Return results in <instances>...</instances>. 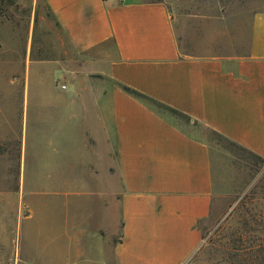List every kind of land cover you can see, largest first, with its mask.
I'll return each instance as SVG.
<instances>
[{"label":"crops","instance_id":"obj_1","mask_svg":"<svg viewBox=\"0 0 264 264\" xmlns=\"http://www.w3.org/2000/svg\"><path fill=\"white\" fill-rule=\"evenodd\" d=\"M43 1L77 58L74 63H103L104 70L94 71L110 83L96 104L100 129L88 132L101 148L94 162L108 165L117 191L105 188L94 202L75 206L85 214L78 222H65L62 236L71 235L76 264L95 244L99 264H189L202 244L204 227L222 209L216 198L236 189L219 180L202 136L182 129L124 87L264 161V10L246 16L238 54L217 57L181 52L176 19L165 1ZM72 96L67 99L74 101ZM113 204L118 233L108 239ZM13 212L2 227L8 238L0 241V250L12 226L20 233L24 223L26 238H32L28 252L65 256L59 219L51 221V229L30 231L33 210L21 204ZM7 250L20 264L17 248L14 254Z\"/></svg>","mask_w":264,"mask_h":264},{"label":"rangeland","instance_id":"obj_2","mask_svg":"<svg viewBox=\"0 0 264 264\" xmlns=\"http://www.w3.org/2000/svg\"><path fill=\"white\" fill-rule=\"evenodd\" d=\"M148 1L168 4L181 52L196 56L238 54L246 16L264 10V0ZM76 60L43 0H0V241L7 240L2 227L21 204L33 210L30 231L51 229L59 219L60 238H66L60 246L64 257L33 256L24 223L20 233L12 226L10 240L0 250V264H14L7 248L13 254L17 248L20 264H25V255L28 264H76L71 235L62 236L65 222H78L85 214L75 206L94 202L105 188L117 191L108 165L94 162L101 148L89 134L101 126L96 104L110 83L94 70L102 71L105 65ZM68 94L76 99H67ZM147 104L182 129L202 136L219 180L236 189L216 198L222 209L204 227L202 244L189 264H264V161L185 116ZM65 205L69 207L63 209ZM110 218L108 239L118 233L114 204ZM97 245L85 250L81 264H99ZM105 253L109 262L106 246Z\"/></svg>","mask_w":264,"mask_h":264},{"label":"trees","instance_id":"obj_3","mask_svg":"<svg viewBox=\"0 0 264 264\" xmlns=\"http://www.w3.org/2000/svg\"><path fill=\"white\" fill-rule=\"evenodd\" d=\"M124 90L126 92L130 93L131 95H133L134 97L139 98V99H141L142 101H144L146 103H150V104H153L155 106H159L161 108L167 109V110H169V111H171L173 113H177L176 111H174V110H172V109H170L168 107H165L164 105H161V104L155 102L154 100H152V99H150V98H148V97H146V96H144V95H142V94H140V93H138V92H136V91H134L132 89L124 87ZM177 114L181 115L180 113H177Z\"/></svg>","mask_w":264,"mask_h":264}]
</instances>
